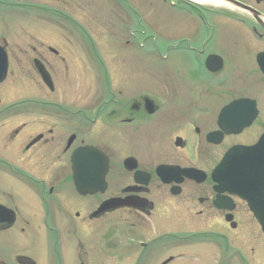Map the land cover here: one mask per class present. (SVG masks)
Returning <instances> with one entry per match:
<instances>
[{
	"label": "flooded vegetation",
	"instance_id": "1",
	"mask_svg": "<svg viewBox=\"0 0 264 264\" xmlns=\"http://www.w3.org/2000/svg\"><path fill=\"white\" fill-rule=\"evenodd\" d=\"M155 32L175 81H133ZM4 63L1 87L48 93L0 94V264H264L261 224L213 178L264 135V0H0Z\"/></svg>",
	"mask_w": 264,
	"mask_h": 264
},
{
	"label": "water",
	"instance_id": "2",
	"mask_svg": "<svg viewBox=\"0 0 264 264\" xmlns=\"http://www.w3.org/2000/svg\"><path fill=\"white\" fill-rule=\"evenodd\" d=\"M222 1L233 3L232 0ZM4 72V69L1 70L0 80L4 78ZM39 72L44 82L50 85L49 75L42 66L39 67ZM93 151L95 149L92 147H86L82 150L83 156L90 157ZM99 155L103 156L101 153ZM244 163H257L258 169L243 171L241 165ZM214 176L220 182L222 189H229L249 202L264 229V209L261 207V198L264 197V138L254 147H236L229 150L215 169Z\"/></svg>",
	"mask_w": 264,
	"mask_h": 264
},
{
	"label": "rangeland",
	"instance_id": "3",
	"mask_svg": "<svg viewBox=\"0 0 264 264\" xmlns=\"http://www.w3.org/2000/svg\"><path fill=\"white\" fill-rule=\"evenodd\" d=\"M143 35L136 36V52H137V61L135 64L134 69V77L132 76L133 81H175V72L177 73V70L175 67L168 69L165 64L163 63L161 57H160V46L163 45V37L160 33L155 32L154 37L148 38V40H145ZM144 44V48L140 46V44ZM157 49V50H155ZM88 77H101L100 70H97L95 68L89 70L87 69ZM171 72L173 74L171 75ZM123 78L126 77L127 71H120ZM110 77L113 76V74L109 71ZM171 75V76H170ZM121 80V77H117ZM25 82V81H24ZM18 84V83H17ZM16 82H10L6 83L4 87L0 86V94L2 93V98H5L8 93H12V97L14 100H18L20 98H25L26 96L30 94H46L48 91H46L44 88L41 87L40 84L35 85L34 81L27 80L26 83L17 86ZM6 88V89H4ZM2 90V91H1ZM25 96V97H24ZM10 101L9 98L5 100ZM9 103V102H8ZM24 214H26L27 217L30 218V221H33L31 219V215L25 211ZM29 231V236L31 237L32 230L34 228V225L27 227ZM15 236H9V238H5V241H9L11 244L12 239ZM29 242V239L21 238L20 244L25 246V242ZM3 244H5L4 241H2ZM37 253V252H35Z\"/></svg>",
	"mask_w": 264,
	"mask_h": 264
}]
</instances>
